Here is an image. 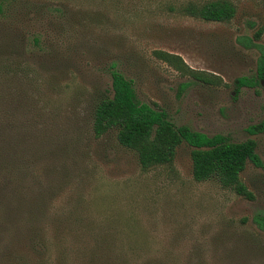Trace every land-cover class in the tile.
I'll return each mask as SVG.
<instances>
[{"label": "rangeland", "instance_id": "374dc122", "mask_svg": "<svg viewBox=\"0 0 264 264\" xmlns=\"http://www.w3.org/2000/svg\"><path fill=\"white\" fill-rule=\"evenodd\" d=\"M203 1L0 0V264H264V0L180 11ZM112 68L175 127L253 139L251 197L195 181L185 142L141 169L115 128L94 137Z\"/></svg>", "mask_w": 264, "mask_h": 264}, {"label": "trees", "instance_id": "16d2710c", "mask_svg": "<svg viewBox=\"0 0 264 264\" xmlns=\"http://www.w3.org/2000/svg\"><path fill=\"white\" fill-rule=\"evenodd\" d=\"M180 11L205 21L225 22L233 17L235 7L229 0H206L199 3L188 2L181 6ZM261 30L257 29L255 36H258ZM246 40L250 43L249 39ZM157 54L169 62L170 59H175L187 68L178 56L162 51ZM190 72L194 78H199L192 70ZM254 77L264 79L263 55L257 60ZM252 80L246 76L236 77V88L253 86ZM110 89L111 95L102 97L94 106L91 122L94 137L115 128L117 143L136 153L141 169L169 163L175 148L185 142L191 147V175L195 181L215 178L221 186L231 188L236 194L251 197L246 186L240 181L239 173L247 160L260 165L254 153L253 139L233 142L225 140L221 135L207 136L185 126L175 127L166 119L163 111L139 101L131 81L116 68L110 70ZM259 126L264 128V117ZM258 225L264 228V220H260Z\"/></svg>", "mask_w": 264, "mask_h": 264}]
</instances>
